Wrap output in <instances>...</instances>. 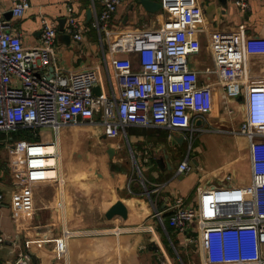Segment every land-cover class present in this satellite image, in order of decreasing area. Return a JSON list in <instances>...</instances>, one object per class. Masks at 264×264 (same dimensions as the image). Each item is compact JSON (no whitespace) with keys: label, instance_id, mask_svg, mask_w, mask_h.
Returning <instances> with one entry per match:
<instances>
[{"label":"crops","instance_id":"1","mask_svg":"<svg viewBox=\"0 0 264 264\" xmlns=\"http://www.w3.org/2000/svg\"><path fill=\"white\" fill-rule=\"evenodd\" d=\"M28 1L30 7L16 18L13 0H0V17L11 21L12 31L28 49L40 45L43 20L52 22L58 30L54 50L59 69L73 76H91L96 95L119 92L115 59L129 58L134 69H139L136 54L115 52L113 46L144 30L159 29L170 17L163 0L153 1L149 9L141 0H122L105 30L93 24L103 10L100 0ZM197 1L204 11L197 34L202 49L191 58V68L213 85L214 108L207 115L190 113V125L175 130L176 135L187 136L190 152L181 157L132 155L137 170L131 172L122 168L131 156L121 161L123 155L116 151L128 141H141L140 132L136 135L129 126L127 135L104 137L101 124L69 125L55 130L56 138H52L62 152L65 181L26 184L18 179L14 165L27 142L44 139L39 128L12 131L16 134H12L14 154L7 157L0 152V191L5 195L0 204V229L17 239L19 246L11 242L0 245V264H14L24 248L32 253L30 264H204L206 254L196 221L181 233L167 220L161 223L155 213L169 216L177 198L194 202L200 189L252 182L250 141L240 128L244 121H264V52L249 45L264 42V0ZM71 16L87 29L81 40L68 32ZM217 33H235L250 46L245 55L243 93L228 101L217 75L206 72L214 68L210 39ZM46 72L50 69L41 73ZM187 158L192 168L179 171V163ZM15 194L22 197L19 206ZM119 199L129 209L123 221L107 216ZM15 210L18 218L12 217ZM148 225L155 226V233ZM213 247L214 259L219 260V245ZM261 257L264 260V244Z\"/></svg>","mask_w":264,"mask_h":264},{"label":"built area","instance_id":"2","mask_svg":"<svg viewBox=\"0 0 264 264\" xmlns=\"http://www.w3.org/2000/svg\"><path fill=\"white\" fill-rule=\"evenodd\" d=\"M100 1L103 10L93 24L106 30L122 0ZM13 3L16 18L30 7L28 0ZM162 4L170 17L159 29L144 30L113 46L115 52L136 54L139 69H134L129 58L115 59L119 92L112 96L96 95L91 76H73L59 69L54 50L58 30L52 22L43 20L40 45L28 49L12 31L11 21L0 17V130L42 126L58 130L69 125L101 124L108 136L116 137L123 132L127 135L129 126L160 124L185 129L191 123L190 113L209 114L214 108L213 85L191 68V58L202 49L197 34L204 11L197 0H163ZM238 4L248 7L242 1ZM84 30L76 17L69 18L68 32L76 40L82 39ZM249 45L264 52V42ZM250 46L235 33H217L210 39L214 68L206 72L217 75L227 101L243 93L245 55ZM240 132L250 141V184L200 189L194 202L177 198L169 216L155 213L161 223L167 220L181 233L196 221L206 254L204 264H264V121H244ZM58 144L54 139L27 142L15 164L19 180L26 184L65 181ZM191 168L188 158L178 166L181 172ZM14 198L19 206L21 195ZM4 199L0 191V204ZM19 215L16 210L12 213L13 218ZM148 230L156 231L153 225H148ZM7 242L19 246L17 239L0 229V245ZM216 244L219 260L214 259ZM32 260V253L24 248L15 263L30 264Z\"/></svg>","mask_w":264,"mask_h":264},{"label":"flooded vegetation","instance_id":"3","mask_svg":"<svg viewBox=\"0 0 264 264\" xmlns=\"http://www.w3.org/2000/svg\"><path fill=\"white\" fill-rule=\"evenodd\" d=\"M132 127L136 135H139L138 132H140L143 137L135 144L128 141L116 151V155H123L120 158L121 161L125 160L126 156H136L137 154L147 158L157 157L162 153L181 157L190 152L192 148L188 146V138L185 134L180 136L175 134V130H181L179 128L160 124Z\"/></svg>","mask_w":264,"mask_h":264},{"label":"rangeland","instance_id":"4","mask_svg":"<svg viewBox=\"0 0 264 264\" xmlns=\"http://www.w3.org/2000/svg\"><path fill=\"white\" fill-rule=\"evenodd\" d=\"M39 133H41V138L44 139L43 141H48L52 140V138H56V132L55 130L50 127V126H42L39 127L38 130ZM12 134H15L12 131H6V130H0V152L4 153L7 157L12 156L14 154V146H15V141H14V136ZM16 136V134H15ZM113 150V147H110L109 150ZM60 150V156H61V161L63 160L62 157V152ZM94 152L95 149H92ZM99 155V154H98ZM79 161H83L81 158H79ZM85 159V158H84ZM128 162L126 164L122 165V168H126L127 171L132 170H137V165L135 162H133V157H127ZM16 167V165H14ZM110 166H107V168ZM19 179V178H18Z\"/></svg>","mask_w":264,"mask_h":264},{"label":"water","instance_id":"5","mask_svg":"<svg viewBox=\"0 0 264 264\" xmlns=\"http://www.w3.org/2000/svg\"><path fill=\"white\" fill-rule=\"evenodd\" d=\"M153 1L158 2L159 0H141L140 2L144 5L145 8L149 9L150 7H153ZM93 129V128H92ZM103 133L104 137H107L106 128L103 126L99 129ZM110 155H112L114 152L113 150H109ZM129 215V209L127 205L122 200H117L107 211L108 217H117L120 221H123L126 219ZM15 264H21L20 262H17Z\"/></svg>","mask_w":264,"mask_h":264},{"label":"bare ground","instance_id":"6","mask_svg":"<svg viewBox=\"0 0 264 264\" xmlns=\"http://www.w3.org/2000/svg\"><path fill=\"white\" fill-rule=\"evenodd\" d=\"M61 168V167H60Z\"/></svg>","mask_w":264,"mask_h":264}]
</instances>
